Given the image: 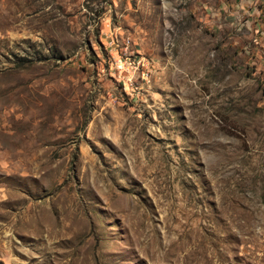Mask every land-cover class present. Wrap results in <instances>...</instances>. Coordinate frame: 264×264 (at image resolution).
I'll list each match as a JSON object with an SVG mask.
<instances>
[{"label": "rangeland", "instance_id": "374dc122", "mask_svg": "<svg viewBox=\"0 0 264 264\" xmlns=\"http://www.w3.org/2000/svg\"><path fill=\"white\" fill-rule=\"evenodd\" d=\"M0 264H264V0H0Z\"/></svg>", "mask_w": 264, "mask_h": 264}]
</instances>
